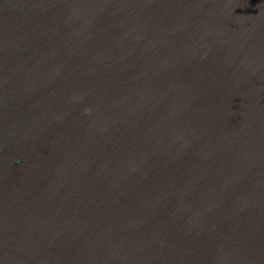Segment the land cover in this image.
Instances as JSON below:
<instances>
[{"label": "water", "instance_id": "water-1", "mask_svg": "<svg viewBox=\"0 0 264 264\" xmlns=\"http://www.w3.org/2000/svg\"><path fill=\"white\" fill-rule=\"evenodd\" d=\"M0 264H264V0H0Z\"/></svg>", "mask_w": 264, "mask_h": 264}]
</instances>
